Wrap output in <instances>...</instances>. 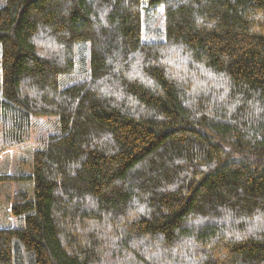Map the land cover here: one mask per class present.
I'll return each mask as SVG.
<instances>
[{
    "label": "trees",
    "instance_id": "16d2710c",
    "mask_svg": "<svg viewBox=\"0 0 264 264\" xmlns=\"http://www.w3.org/2000/svg\"><path fill=\"white\" fill-rule=\"evenodd\" d=\"M1 2L0 264H264V0Z\"/></svg>",
    "mask_w": 264,
    "mask_h": 264
},
{
    "label": "rangeland",
    "instance_id": "374dc122",
    "mask_svg": "<svg viewBox=\"0 0 264 264\" xmlns=\"http://www.w3.org/2000/svg\"><path fill=\"white\" fill-rule=\"evenodd\" d=\"M2 2L0 0V6ZM35 145L31 144L22 151L16 152L15 150H9L5 154L0 156V168H4V172L18 173L20 175L28 176L30 174V156ZM1 171V170H0ZM19 186L21 189L31 192V184L23 182L20 184L12 183L10 185L11 195L15 193V189ZM5 185L0 184V227H16L17 221L9 216V209H7Z\"/></svg>",
    "mask_w": 264,
    "mask_h": 264
}]
</instances>
